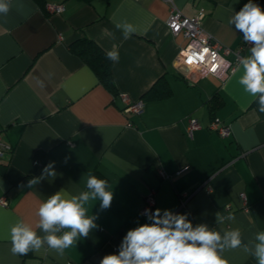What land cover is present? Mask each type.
<instances>
[{
	"label": "crops",
	"instance_id": "1",
	"mask_svg": "<svg viewBox=\"0 0 264 264\" xmlns=\"http://www.w3.org/2000/svg\"><path fill=\"white\" fill-rule=\"evenodd\" d=\"M247 2L45 0L42 8L35 0H11L8 14H0V142L11 149L0 160V199L7 200L0 205V264H100L105 255L119 253L128 230L151 223L140 213L149 194L152 212L187 213L194 227L207 224L221 234L238 228L244 244L255 242V233L264 231V113L239 85V71L225 80L185 81L174 62L187 40L173 36L167 25L172 6L185 17L202 9V28L230 49L226 58L234 61L235 51L248 55L251 45L245 46L228 20ZM253 2L264 10V0ZM46 4H62L64 10L49 13ZM125 22L136 28L127 39L116 27ZM81 38L105 54L118 50V62L111 60L115 94L71 51ZM160 77L170 97L143 101L139 115L122 112L120 95L143 100ZM214 96V117L230 126L224 138L208 128L207 102ZM190 118L199 127L188 135ZM50 162L56 175L28 187ZM93 172L113 192L108 209L99 201L86 205L98 227L62 254L47 245L13 254L9 227L18 220L35 227L40 202L61 189L85 191ZM217 213L236 219L219 224ZM222 258L228 264H257L243 248L226 249Z\"/></svg>",
	"mask_w": 264,
	"mask_h": 264
},
{
	"label": "clouds",
	"instance_id": "2",
	"mask_svg": "<svg viewBox=\"0 0 264 264\" xmlns=\"http://www.w3.org/2000/svg\"><path fill=\"white\" fill-rule=\"evenodd\" d=\"M11 0H0V14L7 15ZM235 26V32L242 33L243 40L249 47V54L238 57L239 85L250 96L255 98L259 111L264 113V10L253 0L246 4L228 20ZM125 39L136 32L131 23L117 24ZM210 54V71L216 72L221 65L228 66L223 60L217 61V54L203 47L199 52L190 51L189 59L204 63ZM107 57L118 62L119 52L115 48L106 53ZM187 61V63H188ZM191 63V64H192ZM55 162H50L42 169L41 176L28 181L32 187L46 177L56 175ZM108 182L89 174L86 190L72 194L61 189L47 200L39 203L35 215L38 221L31 224L18 220L9 229L11 252L26 255L30 251L39 252L45 245L48 249L63 253L64 250L77 244L81 237L87 238L98 226L94 222L98 217L88 214L86 205L91 201H99L100 208L108 209L113 201V192L108 190ZM151 223H143L127 231L123 237L118 254L105 255L100 264H228L222 258L226 249H240L253 256L257 264H264V231L255 233L254 241L244 244L238 228L220 231L209 229L207 224L193 226L187 213L174 214L168 209L157 208L154 212L145 210ZM235 221L233 214L222 216L216 214V222L223 224L225 220ZM36 229L42 230L43 236ZM63 230V231H62Z\"/></svg>",
	"mask_w": 264,
	"mask_h": 264
},
{
	"label": "built area",
	"instance_id": "3",
	"mask_svg": "<svg viewBox=\"0 0 264 264\" xmlns=\"http://www.w3.org/2000/svg\"><path fill=\"white\" fill-rule=\"evenodd\" d=\"M46 11L49 13H61L64 10L62 4H46L45 5ZM204 17V12L200 9L194 16L192 17H185L181 15V13L176 9L175 6L171 7L170 15L167 19V25L169 28L170 33L175 35H182L186 40L187 43L185 47H183L174 62V65L178 71L181 72L182 78L190 84L197 83L200 79L205 78L207 76H214L220 80H225L230 73H232V69L236 67L238 63V52H234L235 60L230 61L226 58V55L231 53L230 49L222 45L221 43L217 42L212 35L208 34L201 25L202 18ZM248 46V44H245ZM207 47L210 49L211 52H215L217 54V61L219 63L220 60H223L227 63L228 66L221 65L216 72L210 71L211 66V57L210 54L208 57L205 58L204 63L194 62L189 59L188 61V53L190 51L199 52L201 48ZM188 61V63H187ZM192 63V64H191ZM124 107L122 112L128 114H140L143 111L144 102L142 99L132 101L128 96L122 94L120 95ZM198 123L195 119L190 118L188 120V124L186 127V132L188 135H191L194 129H197ZM208 128L211 131H214L219 137H227L230 133V126L223 124L219 118L214 117L211 119L210 123L208 124ZM10 147L2 142H0V160L5 158L7 153L10 151ZM158 175L161 178H169V176L162 170H158ZM241 198L244 203L245 210L246 207V199L244 194H241ZM183 203V201H182ZM0 205L6 206L7 200L5 197L0 199ZM154 207V197L153 194H149L144 198V205L140 211V213L144 214L145 210H149L152 212Z\"/></svg>",
	"mask_w": 264,
	"mask_h": 264
},
{
	"label": "trees",
	"instance_id": "4",
	"mask_svg": "<svg viewBox=\"0 0 264 264\" xmlns=\"http://www.w3.org/2000/svg\"><path fill=\"white\" fill-rule=\"evenodd\" d=\"M39 6L44 7L45 0H35ZM90 3L92 0H80ZM71 51L84 61L95 73L98 81L113 94L116 93L112 73L111 60L107 55L90 39L81 38L70 45ZM170 89L164 78H158L157 81L146 91L143 101L157 100L170 97ZM208 108L211 112V118H214V111L218 107L217 96L212 97L208 102ZM92 175L104 179L97 172ZM106 180V179H104ZM107 181V180H106Z\"/></svg>",
	"mask_w": 264,
	"mask_h": 264
}]
</instances>
